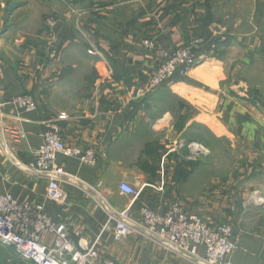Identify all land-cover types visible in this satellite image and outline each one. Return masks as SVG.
<instances>
[{
    "label": "crops",
    "instance_id": "1",
    "mask_svg": "<svg viewBox=\"0 0 264 264\" xmlns=\"http://www.w3.org/2000/svg\"><path fill=\"white\" fill-rule=\"evenodd\" d=\"M37 1L0 0V133L6 144V151L0 146V194H11L20 204L43 202L46 214L59 216L78 238V248L96 247L98 257H92L91 264L193 263L133 236L114 242L100 197L96 202L81 185H99L112 207L129 210L136 220L142 207L164 214L171 203L181 201L188 213L209 225L231 223L238 245L231 264H264V206L247 204L249 192L264 197V175L258 168L253 169V181L247 178L251 170L243 168L238 175L245 181L228 179L220 195L207 194L216 188L210 177L199 193L192 177H183L190 170L179 174L184 142L202 146L207 159V140L233 137L230 128L241 143L249 144L245 157L255 163L264 156V121L246 117L234 98L239 92L228 57L240 48L252 51L253 60L260 62L264 0H94L98 9H89L79 26L62 0H46L41 16L55 19L49 20L46 46L38 40ZM91 1L77 0L76 5L88 9ZM146 39L161 50L201 40L199 60L187 76L137 98V90L160 63L157 51L143 47ZM23 95L32 97L35 110L10 103ZM61 113L67 115L57 121L64 144L92 150L94 160L56 157L71 179L62 185L64 200L53 202L44 199L47 181L20 164L33 163L43 124ZM12 130L23 138L14 140L7 134ZM196 170L203 175L214 172L207 167ZM122 182L139 196L122 193ZM40 242L52 247L54 237L43 233ZM198 253L203 256L204 249Z\"/></svg>",
    "mask_w": 264,
    "mask_h": 264
},
{
    "label": "built area",
    "instance_id": "2",
    "mask_svg": "<svg viewBox=\"0 0 264 264\" xmlns=\"http://www.w3.org/2000/svg\"><path fill=\"white\" fill-rule=\"evenodd\" d=\"M71 3L73 0H64ZM146 50L157 51L160 56L155 73L145 86L136 92V97H143L175 77H185L198 62L197 50L201 40L189 42L182 48L161 50L153 40L142 43ZM10 103L18 109L33 111L36 103L27 95L12 98ZM61 115L55 121L45 122L41 134L42 142L35 152L31 164H20L22 170L33 172L47 181L44 199L62 202L65 198L62 185L71 179L63 168L57 164L56 157L78 159L81 163L94 160L92 150L82 151L76 147H68L61 137L58 120H65ZM0 146L6 151L3 142L4 133H0ZM14 140L23 135L12 130L7 133ZM84 193L91 198L100 197L108 218L107 224L112 226V240L123 242L133 236L155 246L172 252L193 264H231L230 257L238 248L235 234L229 225H209L200 216L188 213L181 203L170 204L164 214H157L147 207L140 209V219L132 217L129 210L119 211L112 207L101 196L100 186L81 185ZM122 193L136 199L139 191L122 182L119 186ZM57 218L49 217L43 202L20 204L11 194H0V244L13 248L15 253L26 262L32 264H91L92 257H98L96 247L76 248L67 227ZM43 233L54 237L52 247L40 242ZM204 249L200 256L199 248ZM69 256V260L65 257Z\"/></svg>",
    "mask_w": 264,
    "mask_h": 264
},
{
    "label": "rangeland",
    "instance_id": "3",
    "mask_svg": "<svg viewBox=\"0 0 264 264\" xmlns=\"http://www.w3.org/2000/svg\"><path fill=\"white\" fill-rule=\"evenodd\" d=\"M14 1V0H13ZM46 0H38L37 7V25L39 26V42H42L41 46H46V42L50 41V32H49V20L53 18L52 16H41V12H43L46 8L45 6ZM67 5L68 12H71V17L74 18L73 22L75 25L79 26L82 17L88 15L89 9H98L94 0L89 3L88 6L90 8L85 9L79 8L77 6V0H73L70 4L66 1L62 0ZM87 6V5H86ZM41 16V20L40 19ZM58 17V16H55ZM59 18V17H58ZM71 18V20H72ZM55 19L53 18V22ZM42 28V29H40ZM81 29V27H80ZM78 31V30H76ZM82 37L86 40L88 35L85 31H82ZM151 41V39H146ZM144 40V41H146ZM157 43V42H156ZM157 46H159L157 44ZM45 48V47H44ZM222 50V49H221ZM261 60L260 62H255L253 60V52L243 53V51L239 48L233 49L230 55L228 56L230 60L233 59V64L235 67L231 68L232 81L234 85H237V95L234 97L237 99L240 105L243 106L246 110V117L254 119H261L264 121V51H261ZM91 54V53H90ZM220 54V53H219ZM220 57V56H219ZM195 66V65H194ZM232 95V93H231ZM32 98V97H31ZM252 112V113H250ZM64 115L67 118L65 113H61L59 116ZM230 133L233 137L230 138H218L215 137L211 140L208 139L206 144L208 149L210 150V155L207 159H205L204 148L202 146L196 144H190L184 142L183 147L179 150V155L181 157V164H183V173L179 171V174L182 176L185 171L190 170L187 175H183L184 178L192 177L193 183L191 184L194 189H196L200 193V189L204 188L205 180L210 177V179L214 180V185L216 188L211 189L207 194L210 193H222V185L225 184L228 179L230 182L232 181H245L246 178H242L238 174L244 172L243 168L250 169L251 174L247 176V178L253 181V169L255 167L264 175V156L255 159V163L253 159H248L244 156V153H248L251 150L248 143H241L235 130L230 128ZM204 137V135H199ZM262 136H264V130L262 129ZM204 140V138H203ZM205 144V143H204ZM174 147L168 148L171 152L174 150ZM264 150V146L262 148ZM241 155L242 158H238L237 156ZM226 156V157H225ZM204 160V161H203ZM166 158L161 159V163H164ZM203 161L202 164H197ZM186 166V167H185ZM185 167V168H184ZM197 167H207L213 169L212 175H206L198 172L196 170ZM195 168V169H194ZM242 168V169H241ZM178 169L180 167L178 166ZM194 169V170H193ZM229 169V171H226ZM196 170V171H195ZM228 173L229 176H224V173ZM190 174V175H189ZM182 180V179H181ZM247 180V181H249ZM183 182V180H182ZM255 192H249L247 204H262L264 206V197L260 198L259 193L254 194ZM261 199V200H260ZM183 204L181 201L179 202ZM218 225H229L232 227L231 223H221ZM0 264H31L29 262H24L22 259L15 253L13 248L0 244Z\"/></svg>",
    "mask_w": 264,
    "mask_h": 264
},
{
    "label": "water",
    "instance_id": "4",
    "mask_svg": "<svg viewBox=\"0 0 264 264\" xmlns=\"http://www.w3.org/2000/svg\"><path fill=\"white\" fill-rule=\"evenodd\" d=\"M73 244L75 245L76 248H78V238L70 231H67ZM66 260H69V256L65 257Z\"/></svg>",
    "mask_w": 264,
    "mask_h": 264
},
{
    "label": "trees",
    "instance_id": "5",
    "mask_svg": "<svg viewBox=\"0 0 264 264\" xmlns=\"http://www.w3.org/2000/svg\"><path fill=\"white\" fill-rule=\"evenodd\" d=\"M23 261V260H22ZM25 262V261H24ZM31 263V262H30ZM32 264V263H31Z\"/></svg>",
    "mask_w": 264,
    "mask_h": 264
}]
</instances>
